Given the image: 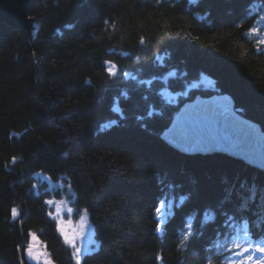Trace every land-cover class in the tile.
Returning <instances> with one entry per match:
<instances>
[{"label":"trees","instance_id":"obj_1","mask_svg":"<svg viewBox=\"0 0 264 264\" xmlns=\"http://www.w3.org/2000/svg\"><path fill=\"white\" fill-rule=\"evenodd\" d=\"M28 18L31 36L0 20V264H26L17 248L27 234L43 238L51 263L66 264L43 196L32 194L36 173L69 185L72 207L90 214L98 251L80 264H202L197 225L220 220L221 180L242 165L169 150L158 137L176 106L158 92L206 77L213 87L202 95H229L264 133V0H41ZM157 183L178 186L164 216ZM247 225L264 241V224ZM186 230L194 235L182 256ZM230 247L202 253L203 262L230 264Z\"/></svg>","mask_w":264,"mask_h":264},{"label":"water","instance_id":"obj_2","mask_svg":"<svg viewBox=\"0 0 264 264\" xmlns=\"http://www.w3.org/2000/svg\"><path fill=\"white\" fill-rule=\"evenodd\" d=\"M40 1L0 0V20L15 30L26 31L30 36L31 30L34 29V21L28 18V10ZM197 97L193 103H186L173 113L175 114L174 120L178 113L179 116L183 117L179 118L178 124L173 121L169 128L165 130L167 132L161 134L160 139H165V142L180 151L186 149L187 154L190 155L226 154L234 159H242L239 157V154H241L252 158L253 161L258 162L264 168V148L259 145L264 143V133L260 130V127L249 120L233 116L230 111L232 101L227 96L215 94L206 98ZM201 114L204 117L201 118ZM228 116L234 120L236 125L241 127L242 131L247 129L248 135L254 141L252 142L245 137L251 142L246 146H253L247 149L238 146L239 142L240 144L243 143L242 138H240L241 143L240 140L238 142L234 138H228L226 133L222 132L226 131L225 118H228ZM220 125L222 131L217 130V126Z\"/></svg>","mask_w":264,"mask_h":264},{"label":"rangeland","instance_id":"obj_3","mask_svg":"<svg viewBox=\"0 0 264 264\" xmlns=\"http://www.w3.org/2000/svg\"><path fill=\"white\" fill-rule=\"evenodd\" d=\"M32 32L33 30H31L30 36L32 35ZM156 64L159 65V62H157ZM109 67L111 66L106 65V68H109ZM173 77H175V72H171V74L164 76L161 80L163 83H165L167 82L168 79L173 78ZM212 87L213 85L211 84L210 80H208L206 77L199 76L198 81L187 86L184 89V91L181 93H177L175 91L169 90L168 87L164 86L158 92V95L162 100H164L165 103L171 106H176V109H174L173 111H178L184 104L193 103L197 96L206 98V97L215 95L212 93L211 95H206V96L201 94L203 92H208ZM221 95L227 96L228 98L231 99L232 106H231L230 111L233 116L235 115L239 119L248 120L241 113H239L238 110L235 109V103L233 102L232 98L229 95L227 94H221ZM180 117H183V116H179V113H178L176 114L175 120L173 118L170 119L167 126L160 130V134L158 137L159 140H161L160 139L161 134H165L167 132L165 130L169 128V126L172 124L173 121H176V123L178 124ZM200 117L202 118L204 117V115L201 114ZM111 125L116 126L117 124L116 122H112ZM214 155H221V156L230 158L232 160L238 161L232 157L227 156L226 154H214ZM195 156L205 158L207 156H213V155L212 154L211 155L198 154ZM32 177L36 183L35 186L31 188L32 194H34L35 196H43L42 204L45 206L47 215L53 224V228H54L55 235L57 237L59 246L64 251L66 250L68 253L69 264H77V260L81 262V260L85 256L97 252L98 251L97 241L95 239L92 226L90 222L88 221L86 213L82 211L81 209H74L72 207L74 194L70 192L69 190L66 191L62 189L66 185L62 182H59L61 181L60 179L56 182H53L47 177L41 174H37V173L33 174ZM227 179L228 178H225V179L223 178V180L221 181L222 183L227 184L229 188V181H227ZM49 200H51L53 203L47 204L46 201H49ZM57 206H59V209H60L59 213H57ZM69 209H71V211H69ZM167 209H169V203H164V205L160 208L161 210L160 212L162 213L163 216H164V212ZM169 211H168L167 216L169 215ZM49 213H51L52 215H49ZM12 218H14L13 215H12ZM163 220L165 221V219ZM58 221L63 222V227L67 235L72 239L71 244L66 243L64 237L58 231V225H57ZM187 232L189 231L186 230L184 236L186 235ZM33 236H35V240L33 239ZM42 239H43L42 237H38L35 234H27L25 236L24 240L22 241L21 244H19L17 248L18 251L24 253L25 261H27L30 264H46V261L51 262L48 256V252H46L47 246H45V243L42 241ZM29 244H32L33 253L39 257L37 260L31 259L27 255V249H28Z\"/></svg>","mask_w":264,"mask_h":264},{"label":"bare ground","instance_id":"obj_4","mask_svg":"<svg viewBox=\"0 0 264 264\" xmlns=\"http://www.w3.org/2000/svg\"><path fill=\"white\" fill-rule=\"evenodd\" d=\"M243 16H245V19L248 18V14L243 13ZM174 112H176V111H173V110L170 111V113H169L170 119L174 118V115H175V114H173ZM225 119H226L225 120L226 131L221 130L220 127L222 124L219 127L217 126V130L226 133L228 138H234L238 142H239L240 138H242L243 143L240 140L242 144H240V142H239V144H237L238 146H241L245 149L249 148L250 146H253V145L246 146V145H249L251 143L246 138H249L252 142L254 141L248 135L247 129L243 130L245 132L244 133L240 129L241 127L239 125H236L234 120H232L229 116H228V118H225ZM160 141L165 146H167V148L169 150H171L174 153L181 156L183 160L186 157L195 156V155L187 154L186 149L184 151L178 150L177 148L173 147L168 142H165V139L160 140ZM212 142L216 143L214 141H212ZM259 145H260V147L264 148V143H263V145H261V144H259ZM214 146H216V144H214ZM177 147H179V146H177ZM184 148H188V147H184ZM239 157L242 159H236V160H238L240 162V164L242 165L239 168V170H241V171L236 172L234 174V177L230 179L228 192L226 193L225 196H223L218 201L216 208L213 210L215 212H217V211L219 212L220 220L218 218H217L218 221L215 220L216 224H214L213 228L206 226V224H198L197 225V226L201 227V235L204 237L203 238L204 239V244H203L204 246L202 247V253L206 252V255L216 254L219 250V247H220L218 245H223V243L226 246H231V238L236 235V232L233 228H229L226 226L227 217H234L237 222H241V223H242V220H246V221L248 220L251 223H256L259 229H262L260 226L263 227V224H264V168L261 167L258 162L253 161L252 158H249L248 156H243V155L239 154ZM31 173H33V172H31ZM62 180H63V178H62ZM262 181H263V184H261V188H259L257 183H261ZM65 185L66 186L63 187L62 189L66 190V191L69 190L70 192H72L74 194L71 187H69V185H67V184H65ZM157 185L159 187L158 188L159 192L157 195V208H161L164 205V202H165L164 198L165 197H171V196L178 193V191H177L178 186L176 185L174 187L171 184H168L164 189L158 183H157ZM62 189H60V190H62ZM207 208L212 210V208H210V207H207ZM238 209H240V210L238 211ZM165 212H164V214H165ZM85 213H86L87 218H88L90 216L89 212L86 211ZM156 213H157V211H156ZM160 214H162V213L160 212ZM191 214H192V216H196V214L201 215L202 211H201V209L200 210L195 209V210H193V212ZM152 215H153V211H151L150 217H152ZM9 217L12 218V211L9 213ZM11 218H10V221H13L14 218H12V220H11ZM88 221H89V219H88ZM10 223L11 222H9V224ZM154 227L155 226H153L152 228H154ZM179 228L181 229V227H179ZM177 229L178 228H176V229L174 228V236H173L174 238H176L178 235ZM204 233H205V235H203ZM220 238L222 241H220ZM178 242L180 244V240ZM182 246L184 247V249L178 248L176 251L181 252V254L183 256L186 252L185 251L186 245H182ZM18 252H19L18 253L19 260L23 263L30 264L27 261H25L24 253H22L20 251H18ZM59 252L61 253L62 257H64L63 260L65 261V263L68 264V262H66V260H65L63 250L60 249ZM202 253L200 256L202 264H206V261L203 262L204 257L202 256ZM193 257H195V254L193 255ZM241 259L242 258H235L234 260L230 261L231 262L230 264L236 263V261L241 260ZM248 264H251V263L248 262Z\"/></svg>","mask_w":264,"mask_h":264},{"label":"snow or ice","instance_id":"obj_5","mask_svg":"<svg viewBox=\"0 0 264 264\" xmlns=\"http://www.w3.org/2000/svg\"><path fill=\"white\" fill-rule=\"evenodd\" d=\"M250 31H255L254 29H251ZM143 42V41H142ZM260 43L264 44V40H261ZM106 64L110 62H105ZM116 66L111 65V67L106 68V71L110 77H115L117 75V71L115 70ZM47 204H52L53 202L51 200L46 201ZM59 206H57V213H59ZM240 209H238L239 211ZM71 211V209H69ZM156 211L159 212L160 208H156ZM12 215L15 218L17 215L16 209L12 210ZM49 215H52L49 213ZM58 231L60 234L64 237L65 242L71 244L72 239L67 235L64 227L63 222L58 221ZM226 226L229 228H233L236 232V235L231 238V247L228 249L229 251H232V255L238 258H242L241 260L236 261V264H248V262H251V264H264V246H261L264 244V241L262 242H254L250 239V233L248 231V225L246 220H242L241 222H237L234 217H227L226 219ZM162 227L160 224L156 225V231H161ZM192 232H187L186 235L183 237V239L180 240L181 245H186V243L193 237ZM33 239L35 240V236H33ZM220 247H223V245H218ZM245 253H249L248 255H245ZM256 253H260L259 259H254V255ZM27 255L29 258L33 260H37L39 257L35 255L32 251V244H29L27 249ZM46 264H51L50 261H46ZM77 264H80L79 260H77Z\"/></svg>","mask_w":264,"mask_h":264}]
</instances>
